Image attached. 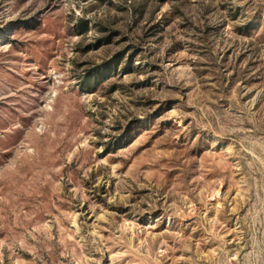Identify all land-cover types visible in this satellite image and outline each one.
Instances as JSON below:
<instances>
[{
    "label": "rangeland",
    "instance_id": "rangeland-1",
    "mask_svg": "<svg viewBox=\"0 0 264 264\" xmlns=\"http://www.w3.org/2000/svg\"><path fill=\"white\" fill-rule=\"evenodd\" d=\"M0 264H264V0H0Z\"/></svg>",
    "mask_w": 264,
    "mask_h": 264
},
{
    "label": "trees",
    "instance_id": "trees-1",
    "mask_svg": "<svg viewBox=\"0 0 264 264\" xmlns=\"http://www.w3.org/2000/svg\"><path fill=\"white\" fill-rule=\"evenodd\" d=\"M76 29L78 30L79 35H81V36L85 35L89 31L88 23L86 21L82 20V21H80V24L77 25ZM107 40H108V38H104V41H107ZM101 41H103V39ZM99 83L100 82L92 74L88 75L86 77V80L84 81V84L86 86H89V87L96 86Z\"/></svg>",
    "mask_w": 264,
    "mask_h": 264
}]
</instances>
